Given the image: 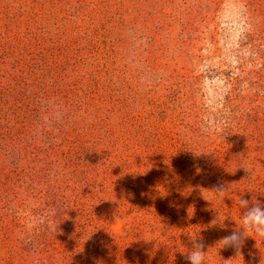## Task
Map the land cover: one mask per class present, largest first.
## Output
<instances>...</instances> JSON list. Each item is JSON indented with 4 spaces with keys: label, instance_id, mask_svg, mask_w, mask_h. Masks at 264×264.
<instances>
[{
    "label": "rangeland",
    "instance_id": "374dc122",
    "mask_svg": "<svg viewBox=\"0 0 264 264\" xmlns=\"http://www.w3.org/2000/svg\"><path fill=\"white\" fill-rule=\"evenodd\" d=\"M241 197L264 203V0H0V264H188L199 240L264 264L254 231L219 242Z\"/></svg>",
    "mask_w": 264,
    "mask_h": 264
},
{
    "label": "clouds",
    "instance_id": "9594fccd",
    "mask_svg": "<svg viewBox=\"0 0 264 264\" xmlns=\"http://www.w3.org/2000/svg\"><path fill=\"white\" fill-rule=\"evenodd\" d=\"M62 116L63 113L59 105H56L54 102L50 105H45L42 123L39 125L37 131L44 128L51 129L53 127V122H60ZM214 190L221 196L227 191L222 184L217 185ZM249 201V199L241 197L239 204L241 208L245 209L242 219L243 230L233 229L228 235L223 236L219 240L223 248H231L234 249L236 253H240L244 240L248 237V232L254 231L257 235L264 237V203L260 202L250 205ZM49 227L52 231H55L58 225L50 222ZM194 247L196 250L185 255L184 258L188 264H205V242L203 240L195 241Z\"/></svg>",
    "mask_w": 264,
    "mask_h": 264
}]
</instances>
